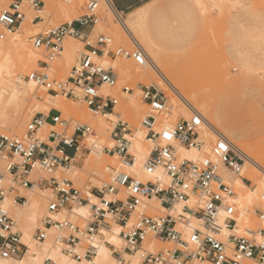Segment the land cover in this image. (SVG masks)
I'll use <instances>...</instances> for the list:
<instances>
[{
    "label": "built area",
    "instance_id": "1",
    "mask_svg": "<svg viewBox=\"0 0 264 264\" xmlns=\"http://www.w3.org/2000/svg\"><path fill=\"white\" fill-rule=\"evenodd\" d=\"M99 3L89 0L81 15L36 36L34 42L42 48L40 69L25 76L38 85L53 84L45 70L59 56L66 37L79 39L82 49L62 91L73 100L83 101L95 114L114 112L119 100L112 91L117 86L118 73L103 59L126 58L139 66L148 61L147 51L138 41L132 40L131 48L114 45L112 36L103 27H96ZM27 14L34 22L44 20L45 3L10 0L0 8V39L16 31ZM104 86L110 91L104 93ZM138 86L147 103H159L165 98L162 89L152 84ZM122 90L132 92L133 88L124 85ZM141 124L151 146L144 169L152 178L144 179L129 168L136 160L127 137L133 130L128 121L119 118L112 126L114 142L103 146L102 152L117 156L122 168L107 165L108 181L86 190L66 176L63 168L77 166L91 153L92 149L82 147L85 143L81 141L87 134H96L90 125L78 123L70 134L63 112L52 108L48 114L37 113L21 135L0 131V257L20 258L28 249L19 221L5 201L9 198L13 204L26 203L28 192H38L46 201L47 211L34 231V240L40 244L52 231L76 264H98L93 244L97 239L106 242L115 264H125L126 254L136 253L140 254L138 264H264V226L241 230L238 193L226 172L240 174L244 155L230 139L220 133L212 142L203 137V126L212 125L198 110L162 129L156 128L154 115L145 116ZM179 147L202 152V157H181ZM159 170L165 173L166 183L157 175ZM243 180L257 186L248 177L243 176ZM153 199L162 209L152 204ZM79 205L89 206L88 214L57 217ZM254 215L257 221H264V186ZM114 225L122 227V243L105 238ZM53 263L52 258H46L45 264Z\"/></svg>",
    "mask_w": 264,
    "mask_h": 264
},
{
    "label": "rangeland",
    "instance_id": "2",
    "mask_svg": "<svg viewBox=\"0 0 264 264\" xmlns=\"http://www.w3.org/2000/svg\"><path fill=\"white\" fill-rule=\"evenodd\" d=\"M59 1L73 6V10L71 9L67 17L59 12L54 18L52 16V21H49L47 18L50 16V8L45 5L46 18L44 19L45 22L41 24L40 32L33 33L36 26L33 25L32 16L30 15L31 18L28 17L29 14L20 26L21 28L26 22L30 23L29 28L32 33L29 37H25L24 41L29 43L32 49L34 48L33 50L37 53L35 56L37 61L35 60L36 63L31 65L26 73L23 69L17 67L15 77L18 78V81L13 84L10 91L15 92L16 96L11 98V93L5 96L4 112L0 118V123L2 122L0 131L21 135L27 122L32 120L37 113L50 112L51 107L43 109L32 107L33 101L46 91V82L37 85L33 90L24 82L28 79L25 77L26 75L40 69L39 59L42 48L36 45L34 39L48 28L71 21L81 15L89 0ZM99 1L98 11L103 20L100 21L98 26L103 27V30L112 36L114 45L133 47L134 44L131 40L133 34L143 45L147 54L150 56L158 54L165 64L172 66V68L175 65L174 70L178 71L175 70L177 73H174L171 79L175 84L179 82L186 88L198 87L201 89L195 98L199 101L195 104L197 108L203 114H206L209 119L210 114L207 113V108L202 103L207 100L210 101L214 107L215 122L211 120L212 118L209 120L213 121V124L234 143L239 142L243 148L257 152L264 157V0H202L205 8L200 5L199 0H153L154 7L147 18V25L159 43V49L143 39L140 28L141 22L135 17L126 15L129 11H119L117 13L106 0V2L104 0ZM8 3L9 0H3L0 8ZM117 15H122L127 25L122 23ZM6 39L5 37L2 41ZM65 41H79L80 54L82 42L79 39L66 37L63 42ZM60 57L61 52L57 58ZM57 58L54 63L59 60ZM77 61L67 70L60 66L61 70L55 71L54 67L52 68L54 64H51L50 69L45 71L53 73L52 68L54 70V73L51 74L53 79H50L53 82H59L64 75H70L71 69ZM103 61L105 64L114 65L118 73L117 86L113 89L119 99L118 105L124 104L128 110L132 108V101L129 97L131 94L123 93L122 88L124 85L134 88L135 95L133 96L143 100L142 91L137 87L140 83L151 85L150 82L153 77L151 74L149 75L146 66H139L131 59L120 57H105ZM20 72H24V74L20 75ZM142 73L145 74L146 80H137V76ZM229 74L232 75L234 80ZM161 91L165 95L164 100L153 104L156 106L161 105L169 99L167 105L171 104L173 96L167 95L168 90L162 89ZM187 93L191 94L192 92L189 89ZM70 100L68 103L55 107L62 111L63 116L65 115L63 118L68 120V132L72 134L76 124L86 123L95 130V133H98L96 139L105 142L101 143V146L112 145V138L108 137L111 134H106L112 131V126L116 121L110 120L109 127L111 128L108 127L104 130L110 131L105 133L102 130V132L101 129L91 124V119L93 117L97 119L100 113L95 114L92 112L83 101L71 98ZM150 103L152 102H148V104ZM75 110H79V112ZM167 110L169 111V109ZM142 112L143 114L140 117L133 118L124 115L121 119L128 121L131 127L140 124L147 114H155L157 117L156 128L158 129L161 122L166 121L173 124L182 117H188L179 112L177 117L172 118L169 112L162 115L155 112L151 106H148ZM81 141L85 143L82 147L87 146L92 149L91 153L86 154L77 166H72L70 172L69 170L66 171L65 168L63 170L66 171L64 174L73 179L78 187L86 190L91 186L101 185L103 181H108L109 172L105 168L107 165L115 167L119 165L118 168H121V164L117 156L111 157L104 152L103 156L100 155V159L97 155V148L100 145L95 149V143L91 144L87 141V138L81 139ZM94 156L99 158L98 166L93 168L91 172H87L84 179L75 180L71 175V171L92 164L89 159ZM248 178L253 180L250 175ZM247 184L250 185V183ZM250 186L253 187L254 185ZM235 190L238 192L236 187ZM29 193L31 192H28V196ZM154 203L158 206L156 201L152 202V204ZM67 213L69 214V212ZM156 213L159 214L160 212L157 211ZM74 217H76L75 214L68 218ZM254 222L259 223L260 221H257L254 217Z\"/></svg>",
    "mask_w": 264,
    "mask_h": 264
},
{
    "label": "bare ground",
    "instance_id": "3",
    "mask_svg": "<svg viewBox=\"0 0 264 264\" xmlns=\"http://www.w3.org/2000/svg\"><path fill=\"white\" fill-rule=\"evenodd\" d=\"M2 1L3 0H0V4ZM42 1H44L45 5L50 8V13H49L50 16L47 18L49 21H52L53 20L52 16L54 18V16L56 14H59V12H61L60 14H64V17H67L70 14L71 9L73 7V6L67 5L65 2H60L59 0H42ZM106 1L107 3H109L108 0ZM106 1L104 0V2ZM199 3L203 8H205L204 2L202 0H199ZM56 8H58L59 10ZM117 16L122 23L127 25L122 15L121 16L117 15ZM28 17H30V15H28ZM140 17L143 20L142 14L140 15ZM45 18H46V14H45ZM98 18L99 20L97 22L96 27H99L98 25L100 24V21L103 20L101 16H99ZM142 20L140 24L142 37L147 43L154 46L152 41L149 39V37L145 33L144 21ZM44 22H45L44 20L34 22L33 25L36 26V28L33 31V33L40 32L41 24H43ZM29 25L30 23L26 22L21 28L19 27L17 28L16 31L9 34L6 37L7 39L5 41H2L4 40L5 37L3 39H0V118L3 116L6 94L11 93V96H10L11 98H14L16 96L15 92H10V91H11L13 84L18 81V78L15 77V71L17 70V67H20L26 73L27 69H29L31 65H34L36 63L35 56L37 53L35 52V50H33L34 48L32 49L29 43L24 41L25 40L24 38L29 37L30 34L32 33L29 28ZM132 36L133 38H131V40L138 41L134 37L133 34ZM61 46H62V50L60 51L61 57L57 58L59 60H57L55 63L54 62L52 63L54 64L52 68L54 67L55 71L58 69L61 70L60 66H62L66 70L69 69L77 61L78 56H79V49H80L79 41H74V42L65 41V42H62ZM147 58H148V61L143 66H146L149 75L151 74L153 76L151 78L152 80L150 83L153 86H156L160 89L168 90L167 95L173 96L171 100V104L167 105V102L170 99L167 100L165 103H162L161 105H157V106L154 104L152 105L148 104L145 100L137 99L135 96H133L135 95L134 94L135 89L133 88L132 92L123 91L124 94H131V96H129L132 101L131 109L129 110L126 109L124 104H119V105L117 104L114 108V112L107 111V112L100 113L97 119L93 117L94 119L93 118L91 119L92 125L101 129V131L102 130L104 131L109 127V123L111 122L110 121L111 119L114 121H118L119 118L123 117L124 115H129V116H132L133 118L140 117L143 114L142 111L146 109L148 106H151V108L155 112L161 113L162 115H165V112H169L172 118L177 117L179 112L183 116H190L194 110L200 111L199 108H197V106L195 105L199 101L195 98L197 94L200 93L201 89L198 87H193V88L187 87L186 88V86L181 85V83L179 82L178 84H175L171 80L172 77L174 76V73H177L175 72L176 69L174 70L175 65L172 68V66L165 64V62H163V60L160 58L158 54H152L151 56L147 54ZM52 68H51V71H53L54 73V70H52ZM53 73L50 72L49 74L51 75ZM23 74L24 72H20V75H23ZM230 76L232 78V75ZM68 77L69 76L64 75L62 79H60V81L58 80L59 82H53V84L51 82H46L45 83L46 91L40 94L36 98V100L33 101L32 107L34 109H43V108L51 107L52 109L61 104L70 102L71 101L70 98L67 97L65 93L62 91V84L67 81ZM50 78H52V75L50 76ZM137 80L139 81L146 80L145 74L142 73L139 76H137ZM24 82L27 83L29 88L32 90L35 89V87L38 85L34 80H31V79H26ZM189 89L192 92L191 94L187 93ZM102 91L104 93H107L110 90L104 86L102 87ZM202 105L205 108H207V113L210 114V118H212L211 120L214 121L215 112H214V107L211 104V102L207 100L203 102ZM167 109H169V111ZM75 111L79 112V110H75ZM201 113L203 114V112ZM147 115H154L156 117L155 114H147ZM203 115L206 118L207 122L211 123L212 125V126H209V125L203 126V129H202L203 137L208 138L209 142H212L213 140L215 141L217 139L219 133L226 136L217 126H215V124H213L215 121L211 122V120H209L210 118L208 119L206 114H203ZM18 123L19 122L17 121V124ZM0 124H2V122ZM170 124L172 123L166 122V121L161 122L158 125V129H162L165 126L170 125ZM131 128L133 131L132 133H128L127 137L130 140V146H129L130 151L136 154V161L129 168H132V170L137 172L138 175L141 176L142 178L150 179L152 178L153 175L145 172L144 164H143L144 159L146 158V156L149 154L151 150L150 142L146 140L145 138L146 132H145V129L142 127L141 123L138 124L137 126L132 125ZM108 131H104V132L106 133ZM110 132H108V134L106 135L111 134ZM97 134H98L97 132L96 134L91 133V135H87L86 138H87V141L91 142V144L95 143L94 146L98 147L100 145V147H98L99 149L98 152L96 151L97 155L100 157V155L103 156V152H102L103 145L101 146V143H105V142H100V140L96 139L98 137ZM108 137L111 139L110 135ZM102 138H105V137H102ZM230 141L236 146L237 150L242 155H244V163L242 164V169H241L240 174H233L230 171L226 172L227 176L229 177L233 185L238 190L237 203H238V207L241 209V218H240V221L242 222L241 230H244L250 227H255V226L256 227L264 226V221L259 222V223L254 222L255 204L258 203L260 189L261 187L264 186V157H262L257 152H253L251 150L243 148L242 144L239 142L234 143L231 139ZM113 142L114 141L111 139V144ZM210 145L211 144L208 143V146L206 148L207 151H209ZM179 153L181 157H189V158L202 157V152H199L195 149L185 148V147H179ZM95 156H96V153H95ZM95 156L89 159L91 160L92 164H89L87 167L76 168L73 171H71V175L75 180L80 181L84 179L87 172L88 173L91 172L93 168L98 166L99 158L97 157L98 158L97 159L95 158ZM122 165L125 166L126 164L125 165L122 164ZM126 167L128 166L126 165ZM71 168H65V169L66 171L69 170L70 172ZM157 175L161 178L162 183H166L168 181L163 170H159L157 172ZM249 175L252 176L254 183L257 185L256 187L248 186L243 180V176L249 177ZM91 198L92 200H95L94 196H91ZM153 201H156V199H153L152 202ZM5 202H6L5 205L11 210V212L15 215V217L19 221L20 227L23 231V241L27 243L28 249H27L26 254L20 258L3 259L0 257V264H45V260L47 257H50L55 261V263L53 264H76L75 260L70 255L66 254L62 250L61 245L59 244V241L55 233H52V231H50L48 238L44 242L37 244V242L34 240V237H33L34 231L40 225L41 219L47 211L45 209L46 201L45 199H43L40 193L38 192L29 193L28 201L26 203H22V204L14 203L13 204L11 199L9 198ZM155 206L159 209H162V207H160L159 204L158 206L157 205ZM178 207L180 210L181 205H178ZM88 212H89V206L79 205V206H75L74 209L69 212V214L65 213L60 216L57 215V217L64 218V217H69L73 214L86 215L88 214ZM195 222L197 226H200L199 221L195 220ZM117 229H119L120 231L122 227L119 225H114L110 231L106 232V236H105L106 240L117 243V244L122 243L123 240L119 236V231H117ZM93 244L96 245L97 247L96 250L98 252V254L94 258V261L96 263L104 264L106 262H109L110 264H115L112 258V255L110 253V250L108 248V245L106 244L104 240L97 239L93 241ZM126 259L127 261L125 262V264H138L140 261V254L139 253L126 254Z\"/></svg>",
    "mask_w": 264,
    "mask_h": 264
},
{
    "label": "crops",
    "instance_id": "4",
    "mask_svg": "<svg viewBox=\"0 0 264 264\" xmlns=\"http://www.w3.org/2000/svg\"><path fill=\"white\" fill-rule=\"evenodd\" d=\"M111 1L119 11L122 12L129 11L128 13H126V15L135 17V19H139L140 22L142 20L140 15L142 14V18H143L142 21H144V30L146 35L149 37V39L152 41V43L156 48L158 49L160 48L159 43L153 36L152 30H150L147 25V18L154 7L153 0H111Z\"/></svg>",
    "mask_w": 264,
    "mask_h": 264
},
{
    "label": "snow or ice",
    "instance_id": "5",
    "mask_svg": "<svg viewBox=\"0 0 264 264\" xmlns=\"http://www.w3.org/2000/svg\"><path fill=\"white\" fill-rule=\"evenodd\" d=\"M165 135H167V134H165ZM220 147L221 148H224L225 146L222 144V145H220ZM117 231H119V229H117Z\"/></svg>",
    "mask_w": 264,
    "mask_h": 264
}]
</instances>
